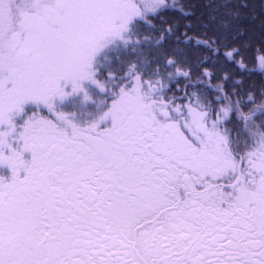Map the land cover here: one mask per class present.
I'll return each mask as SVG.
<instances>
[{
	"label": "snow or ice",
	"instance_id": "6c2138e0",
	"mask_svg": "<svg viewBox=\"0 0 264 264\" xmlns=\"http://www.w3.org/2000/svg\"><path fill=\"white\" fill-rule=\"evenodd\" d=\"M0 264H264V0H0Z\"/></svg>",
	"mask_w": 264,
	"mask_h": 264
}]
</instances>
